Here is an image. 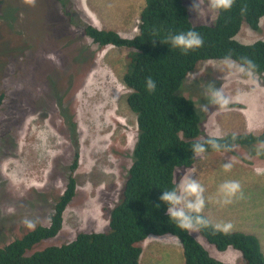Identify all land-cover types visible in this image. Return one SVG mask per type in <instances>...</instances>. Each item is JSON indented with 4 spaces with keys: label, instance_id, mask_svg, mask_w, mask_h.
<instances>
[{
    "label": "rangeland",
    "instance_id": "obj_1",
    "mask_svg": "<svg viewBox=\"0 0 264 264\" xmlns=\"http://www.w3.org/2000/svg\"><path fill=\"white\" fill-rule=\"evenodd\" d=\"M147 0H0V247L49 226L64 192L69 164L80 154L76 196L64 214L59 235L28 255L70 243L81 231L109 230L110 213L120 201L138 137L137 116L128 105L131 90L123 81L130 49L100 47L85 35L87 25L115 30L125 38L139 34L140 12ZM188 8L193 0H185ZM194 25H215L190 12ZM207 17V18H206ZM237 40H264L258 30L242 26ZM232 61L203 62L185 81L182 94L208 104V84L224 85L233 102L226 111L209 105L203 116L205 139L217 128L229 132L264 131V74ZM76 77H79L77 79ZM1 94V95H3ZM76 123L77 128L72 129ZM259 146L254 145L252 148ZM251 148V147H250ZM238 147L233 153H205L196 159L193 179L205 188V215L215 224L231 223L230 232L256 236L264 253V150ZM231 160L232 168L223 165ZM73 162V161H72ZM185 168L176 172L180 181ZM238 181L244 198L224 204L219 187ZM26 221L35 227L30 229ZM209 254L226 264H244L240 251L221 252L200 233H192ZM141 264H185L178 237L151 236L139 244Z\"/></svg>",
    "mask_w": 264,
    "mask_h": 264
},
{
    "label": "trees",
    "instance_id": "obj_2",
    "mask_svg": "<svg viewBox=\"0 0 264 264\" xmlns=\"http://www.w3.org/2000/svg\"><path fill=\"white\" fill-rule=\"evenodd\" d=\"M244 5L247 12L242 15ZM188 9L185 0H147L140 12L139 34L133 38H125L115 30L85 27V35L100 47L131 50L123 81L131 90L127 105L137 116L138 137L121 199L110 213L109 230L81 231L70 243L52 245L28 255L38 244L57 237L63 228L64 214L76 196L75 172L81 157L76 151L51 224L39 226L22 239L0 247V264H141L143 249L139 244L153 235L178 237L184 248L185 264H226L213 258L192 234L170 221L168 205L159 198L163 191L175 187L173 181L179 168L195 165L197 158L193 159L192 145L208 138H200L203 116L196 102L182 94L189 75L201 63L224 60L229 53L231 60L248 71L243 58L251 59L256 66L252 72L264 74V40L244 44L236 39L244 24L252 30L260 28L264 0H235L231 10L218 11L215 25H194ZM188 30L197 31L204 45L187 55L159 41L169 34ZM152 40H157L155 45ZM149 76L157 85L154 92L146 90L145 80ZM1 94L0 111L5 98ZM72 125V129L77 128L75 123ZM262 141L264 131L260 134L229 132L219 142L234 144V150L238 147L257 150L258 146L252 147ZM228 152L208 147L206 153ZM202 215L211 222L205 213ZM211 225L199 232L209 244L221 252L230 247L240 251L244 264H264V253L256 236L244 232L224 234L212 222Z\"/></svg>",
    "mask_w": 264,
    "mask_h": 264
},
{
    "label": "clouds",
    "instance_id": "obj_3",
    "mask_svg": "<svg viewBox=\"0 0 264 264\" xmlns=\"http://www.w3.org/2000/svg\"><path fill=\"white\" fill-rule=\"evenodd\" d=\"M24 2L33 7L36 4V0H24ZM234 4L235 0H193V3L188 10L197 14V20H203L207 11V13H209L207 17L210 15L211 21L214 22V13L221 10L229 11ZM246 12L247 6L244 5L241 7V14L243 15ZM157 40H152L154 45ZM159 41L163 44H170L173 48L180 49L182 54L185 55L195 49L203 47L204 45L203 37L195 30L169 34L164 40ZM243 60L248 66V74L251 76L253 74L252 70H254L256 66L249 58L245 57ZM224 61L229 67L232 66L231 53L224 58ZM190 75L193 80L196 78L192 73ZM145 85L146 90L149 92H154L157 87L156 82L151 76L146 77ZM205 95L208 104L199 105V110L204 113H209V105H216L218 106L219 111H226L229 105L233 102V97L226 94L224 85L217 89L214 84H208V89ZM223 139L224 134L217 128L213 133L208 135L207 139L203 141L197 140L192 145L191 149L193 159H203L208 147H211L217 152L221 150L224 152L234 150V144L230 146L227 143L221 144L219 142ZM233 140H235V135H233ZM261 150H264V141L260 142L257 154H260ZM223 167L225 171L230 170L232 168L231 160L228 163H224ZM192 175V170L187 169L179 182H177V179L173 181L175 187L171 190L163 191V194L159 198L163 203L168 205L167 215L170 217V221L174 222L179 229L189 234L199 233L201 228L212 226L211 222L202 215L206 207L205 188L199 183L198 179H193ZM219 192L224 198V204L231 203L232 199L237 197V195H239V198L241 199L244 198L240 183L234 180L222 183L219 187ZM157 207H159V205H157ZM25 223L30 229L35 227L30 221H26ZM213 227L217 231L228 234L232 230L233 225L229 222L215 224ZM199 238L200 237L197 236L196 240L198 241Z\"/></svg>",
    "mask_w": 264,
    "mask_h": 264
}]
</instances>
